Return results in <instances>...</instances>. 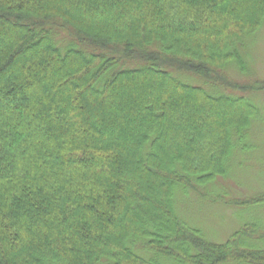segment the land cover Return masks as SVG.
Returning <instances> with one entry per match:
<instances>
[{
	"label": "trees",
	"instance_id": "16d2710c",
	"mask_svg": "<svg viewBox=\"0 0 264 264\" xmlns=\"http://www.w3.org/2000/svg\"><path fill=\"white\" fill-rule=\"evenodd\" d=\"M263 23L264 0H0V264H264L252 225L210 241L176 206L251 148Z\"/></svg>",
	"mask_w": 264,
	"mask_h": 264
},
{
	"label": "rangeland",
	"instance_id": "374dc122",
	"mask_svg": "<svg viewBox=\"0 0 264 264\" xmlns=\"http://www.w3.org/2000/svg\"><path fill=\"white\" fill-rule=\"evenodd\" d=\"M250 39L248 62L252 72L264 82V23ZM250 95L258 110L247 141L251 148L238 155L228 173L205 186L201 194L180 191L176 206L180 218L199 229L207 240L225 242L234 231L250 224L255 232L251 237L240 236L238 241L264 248V90ZM216 195L240 200V205L219 202Z\"/></svg>",
	"mask_w": 264,
	"mask_h": 264
}]
</instances>
